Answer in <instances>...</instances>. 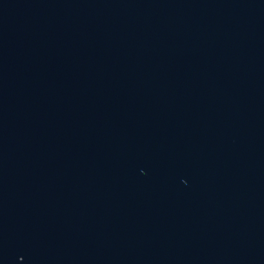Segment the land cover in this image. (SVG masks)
<instances>
[{"label": "water", "instance_id": "1", "mask_svg": "<svg viewBox=\"0 0 264 264\" xmlns=\"http://www.w3.org/2000/svg\"><path fill=\"white\" fill-rule=\"evenodd\" d=\"M0 264H264V0H0Z\"/></svg>", "mask_w": 264, "mask_h": 264}]
</instances>
